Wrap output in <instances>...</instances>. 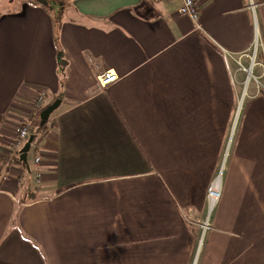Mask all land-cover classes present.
Instances as JSON below:
<instances>
[{
  "label": "crops",
  "instance_id": "0c3cea01",
  "mask_svg": "<svg viewBox=\"0 0 264 264\" xmlns=\"http://www.w3.org/2000/svg\"><path fill=\"white\" fill-rule=\"evenodd\" d=\"M65 1L1 0L0 264H264V95L230 56L264 60V0Z\"/></svg>",
  "mask_w": 264,
  "mask_h": 264
},
{
  "label": "built area",
  "instance_id": "2783aa9c",
  "mask_svg": "<svg viewBox=\"0 0 264 264\" xmlns=\"http://www.w3.org/2000/svg\"><path fill=\"white\" fill-rule=\"evenodd\" d=\"M180 6L178 8V12L182 15H188L193 20H197L199 17V11L197 8V5L195 3V0H179ZM256 4L253 2V0H248L247 8L252 9L254 11ZM257 49H258V41L255 37L252 45H251V53L247 54L246 52L240 53L237 55V57H233V55H230L238 64L239 70L243 71L245 73L244 79L242 81L243 90L245 91L248 87L250 82H254L256 85L257 93H262L264 95V85L262 84L261 80L264 79V60H258L257 59ZM249 57V65L244 66L240 59L243 56ZM255 67H259L261 69V73L259 75H255L253 70ZM118 79L117 73H115L112 70H107L102 72L98 77V82L96 84V91H103L105 90L111 83L115 82ZM233 81H235V78H233ZM45 97V92H42L39 94V96L36 98L35 103L33 104V108L38 109ZM16 139L13 143L14 150L16 152H19V150L22 148L23 144L27 140V138L30 135V126L28 124L20 125L16 128ZM41 156L35 155L33 158V166L35 168H38L41 166ZM41 179V173H36L35 180L36 182H40ZM220 179L219 177H215L211 183L209 184L207 188V198L209 200L210 206H212L220 197ZM205 227L207 225H204Z\"/></svg>",
  "mask_w": 264,
  "mask_h": 264
},
{
  "label": "trees",
  "instance_id": "16d2710c",
  "mask_svg": "<svg viewBox=\"0 0 264 264\" xmlns=\"http://www.w3.org/2000/svg\"><path fill=\"white\" fill-rule=\"evenodd\" d=\"M36 1H40L41 4H43L47 8V10H49V12L51 13V15L54 19L55 24H57L59 22V19H60L61 10L64 7L66 1L65 0H36ZM51 7L53 9H51ZM16 10L17 9H11L9 11L14 12ZM46 122L43 125H40V121H39L35 126H32V128L30 127V133L35 135V137H37L38 133L41 132L42 129H44V127L46 126ZM18 159H19L18 153L17 154L15 153V155L10 158L9 164L12 163V161H13L14 163L18 162L19 164H21L23 166L24 164L19 162ZM25 172H26V169H25Z\"/></svg>",
  "mask_w": 264,
  "mask_h": 264
},
{
  "label": "water",
  "instance_id": "95a60500",
  "mask_svg": "<svg viewBox=\"0 0 264 264\" xmlns=\"http://www.w3.org/2000/svg\"><path fill=\"white\" fill-rule=\"evenodd\" d=\"M60 104V99H56L52 104L46 106L44 109L41 110L39 117H40V125H43L50 117L51 113L57 109ZM34 135H29L28 139L23 144L22 148L19 150V162L23 163L26 168L28 169V162H27V154L31 148L33 143Z\"/></svg>",
  "mask_w": 264,
  "mask_h": 264
},
{
  "label": "rangeland",
  "instance_id": "374dc122",
  "mask_svg": "<svg viewBox=\"0 0 264 264\" xmlns=\"http://www.w3.org/2000/svg\"><path fill=\"white\" fill-rule=\"evenodd\" d=\"M0 6H3V4L1 3V0H0ZM51 9H53V8L51 7ZM253 72L256 73V69L253 70ZM254 85H255L254 82H250L247 89L251 88V86H254ZM37 143H38V140H35L32 143L31 148H30V150H29V152L27 154V162H28L30 167H31V163H32V154H33L34 149L36 148ZM28 185L31 188H33L34 186H39V183H35V177L32 175L31 180L28 183Z\"/></svg>",
  "mask_w": 264,
  "mask_h": 264
}]
</instances>
